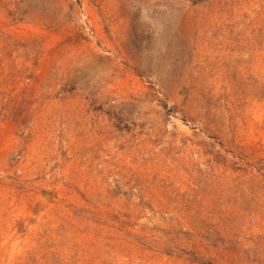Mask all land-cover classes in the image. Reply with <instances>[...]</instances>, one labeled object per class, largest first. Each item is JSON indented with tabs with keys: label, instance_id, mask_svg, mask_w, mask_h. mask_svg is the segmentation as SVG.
Wrapping results in <instances>:
<instances>
[{
	"label": "rangeland",
	"instance_id": "374dc122",
	"mask_svg": "<svg viewBox=\"0 0 264 264\" xmlns=\"http://www.w3.org/2000/svg\"><path fill=\"white\" fill-rule=\"evenodd\" d=\"M0 0V264H264V0Z\"/></svg>",
	"mask_w": 264,
	"mask_h": 264
},
{
	"label": "trees",
	"instance_id": "16d2710c",
	"mask_svg": "<svg viewBox=\"0 0 264 264\" xmlns=\"http://www.w3.org/2000/svg\"><path fill=\"white\" fill-rule=\"evenodd\" d=\"M203 1H205V0H199L198 2H203ZM206 264H209V263H206Z\"/></svg>",
	"mask_w": 264,
	"mask_h": 264
}]
</instances>
